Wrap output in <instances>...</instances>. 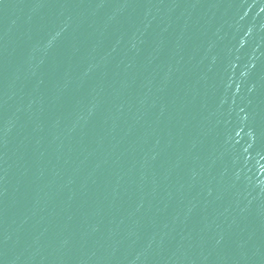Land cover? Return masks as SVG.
<instances>
[{
	"label": "water",
	"instance_id": "95a60500",
	"mask_svg": "<svg viewBox=\"0 0 264 264\" xmlns=\"http://www.w3.org/2000/svg\"><path fill=\"white\" fill-rule=\"evenodd\" d=\"M0 264H264V0H0Z\"/></svg>",
	"mask_w": 264,
	"mask_h": 264
}]
</instances>
